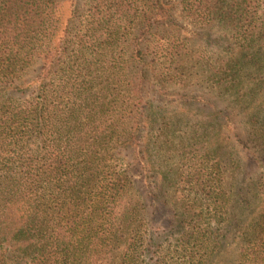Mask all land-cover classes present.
<instances>
[{
    "label": "trees",
    "instance_id": "16d2710c",
    "mask_svg": "<svg viewBox=\"0 0 264 264\" xmlns=\"http://www.w3.org/2000/svg\"><path fill=\"white\" fill-rule=\"evenodd\" d=\"M78 1L0 0V264H264V0Z\"/></svg>",
    "mask_w": 264,
    "mask_h": 264
},
{
    "label": "rangeland",
    "instance_id": "374dc122",
    "mask_svg": "<svg viewBox=\"0 0 264 264\" xmlns=\"http://www.w3.org/2000/svg\"><path fill=\"white\" fill-rule=\"evenodd\" d=\"M83 0L78 1L79 4L82 3ZM66 2L62 1L58 12L60 14L61 18L66 17ZM176 20H178V26L181 29V32L183 34H185L186 36H192V38L198 40L197 38L200 37V35L202 36V38H204L205 33L207 32L206 29H204V27L200 26V25H195L194 23H192L191 21H181V19L179 17H176ZM216 28V27H214ZM210 32V31H209ZM211 33V32H210ZM216 34L211 33V38L209 41V44H212L214 42L213 38L215 37ZM205 40V39H204ZM205 44V42L202 41L201 38H199L198 40V45H203ZM171 91H195L198 94H203L205 95L206 89L203 87H200L198 85H193L190 86L189 88L186 89H181L178 86H170L169 88ZM207 97V96H206ZM207 101H210L209 98H206ZM211 102V101H210ZM218 106H221V104H218ZM186 109V112L188 114V117H193V118H203L206 116V118L209 117V115H211V112H213L215 110V108L210 105V104H206L203 100L201 101H190L187 105L184 106ZM177 115V113H176ZM181 120L178 121V123L180 124ZM152 219L154 221H161L162 220V216L160 214L155 213V215H153ZM167 236V234H166ZM163 252H168V251H163ZM170 254H160L158 255V258L162 261V263L164 264H181L183 262V258L181 254H175L172 251H169ZM234 253L231 251H228L227 253H225L222 256V261L219 264H227L228 260L232 257ZM155 258V256H152L151 253H146L145 257L148 260L147 264H152L153 258Z\"/></svg>",
    "mask_w": 264,
    "mask_h": 264
}]
</instances>
